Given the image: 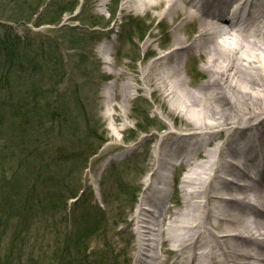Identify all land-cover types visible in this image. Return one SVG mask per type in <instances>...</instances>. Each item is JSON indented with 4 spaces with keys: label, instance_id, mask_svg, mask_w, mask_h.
Here are the masks:
<instances>
[{
    "label": "bare ground",
    "instance_id": "6f19581e",
    "mask_svg": "<svg viewBox=\"0 0 264 264\" xmlns=\"http://www.w3.org/2000/svg\"><path fill=\"white\" fill-rule=\"evenodd\" d=\"M132 7L170 20L172 45L158 52L144 41L153 58L123 74L122 102L128 106L130 91L140 89L185 123L162 137L165 146L145 177L134 211L140 251L133 264L155 262L158 243L175 257L160 264H264V0H121V11ZM114 48L112 37L96 54L110 64ZM188 58L202 63L198 85L182 76ZM182 166L173 213L160 170Z\"/></svg>",
    "mask_w": 264,
    "mask_h": 264
},
{
    "label": "rangeland",
    "instance_id": "374dc122",
    "mask_svg": "<svg viewBox=\"0 0 264 264\" xmlns=\"http://www.w3.org/2000/svg\"><path fill=\"white\" fill-rule=\"evenodd\" d=\"M110 1L80 0L79 7H75L72 13H66L59 24L33 27L34 20L26 23L29 12L38 10L37 15H45L44 21L54 20L53 16H57L58 10L68 9L72 6L73 0H0L1 30H12L14 34L19 32L21 35L19 37L24 40L23 48L29 46L30 54L43 51L44 55L48 56L56 50L55 57L61 69L63 62L64 72L58 74L56 70L55 74L63 77V83L58 89L64 94L56 98L60 103L70 106L69 113L62 112L57 118L52 119L50 124L55 128L51 142L55 140L65 150L59 152L60 150L51 148V153H58L59 157L62 153L72 154L70 147L76 149L81 145L80 148L84 150L85 148L95 150L98 146L96 155L88 160L86 168L72 173L74 179H79L83 185L84 194L79 203L68 202L66 228L74 231V238L68 240L70 249L67 252L66 264H101V262L104 264H133L134 256L140 251L134 225V211L138 199L143 194L145 177L150 175L155 165V153H160L165 146L164 142L161 143L162 137L170 131H177L180 127L176 126L177 124L181 126L185 124L179 117L174 118L172 114L167 113L166 108L158 105L154 96L144 94L140 89L130 91L129 105L123 104L120 95L122 85L126 81L123 74L127 72L133 75L135 69L142 67L143 61L153 58V55L145 51L144 41H154L155 46L152 49L165 52L172 45L173 33L170 31V20L167 18L160 20L154 17L157 10L146 13L132 7L128 11H121V0L115 10L116 14L110 18L108 14V10L112 8ZM69 25L74 26L77 32L68 33L66 27ZM196 25L193 23L189 27L195 28ZM91 26L95 27L90 28ZM81 33L85 38L83 42L80 44L70 42L80 37ZM187 33L183 31L181 36L187 37ZM194 35L189 34V38ZM112 37L115 39V48L110 56L111 62L107 64L103 57L97 56L96 50L103 41L112 39ZM142 37L143 39L138 41ZM56 58L55 61L49 60L39 64L33 79H29L36 84L35 88L39 93L44 94H40V98L37 99L39 102L48 103L47 94L50 88L55 89L58 79H41L40 76L47 74L49 67L57 64ZM3 65L0 61V75L4 73ZM201 65V62L188 58L181 71L183 78L198 85L203 80L200 78V75H203ZM119 71L121 75L115 76ZM9 78L13 85H18L19 81L14 72L9 74ZM41 86H43L42 89ZM104 92L105 97H103ZM126 109L128 113L124 118ZM135 110H138L137 114L147 112L155 126L148 127L147 133H139L134 141H128V137L133 132H137V125L147 127L145 122H137L133 118L137 115L134 113ZM78 114L82 115V119L77 117ZM139 117L142 116L139 115ZM74 118L75 121H79L78 124L74 123ZM174 120H176L175 124ZM45 121L48 122L47 119ZM159 125L165 129L160 130ZM55 131L61 133L62 136H54ZM100 143H104L102 147ZM6 144L18 147L20 143L17 140H10ZM49 144L51 146V143ZM16 155L20 159L25 157L22 153H16ZM108 157L114 160L107 168L99 172ZM59 161L60 158L54 160V163ZM185 170L184 166L177 167L170 172L160 170L166 175L167 187L165 188H168L170 192L167 207L173 213L179 208L180 203L177 204L180 198L178 183ZM154 181L155 177H152L150 182L155 183ZM121 185H124V189L116 198ZM137 185H140L138 192L136 191ZM104 188L107 195L106 202H108L106 205L102 204L101 192ZM173 189L176 191L172 195ZM22 199L27 198L23 195ZM158 202L159 200L151 209L156 210L159 207ZM92 211H96L97 221L94 225H98L100 231L76 232L81 221L80 215L86 216ZM166 218L168 219V215ZM18 225L19 220L16 217L12 218L0 213V264H34V258L41 264H57L51 256L45 258L46 251L43 250L53 246L62 248L63 231L65 230L62 223H58L59 229L56 231L48 225L37 223L31 229V234L26 235V242L22 248L19 242L15 243L16 236L20 233ZM76 240L83 243L85 250L77 251L74 248L73 244ZM12 244H15L12 246L15 251L9 254L8 249ZM158 246L156 250L158 258L155 262L150 258L152 264H160V261L165 258L169 259V262L175 261L174 256L164 253V245L158 243Z\"/></svg>",
    "mask_w": 264,
    "mask_h": 264
},
{
    "label": "trees",
    "instance_id": "16d2710c",
    "mask_svg": "<svg viewBox=\"0 0 264 264\" xmlns=\"http://www.w3.org/2000/svg\"><path fill=\"white\" fill-rule=\"evenodd\" d=\"M113 1L116 5L117 1ZM72 3L68 9L58 10L57 16H53L55 17L54 20L44 21V14L37 15L38 10L37 12L31 11L28 13L29 18L26 23L34 19L33 27L43 24L56 25L65 13L73 12V9L77 7V0H73ZM93 27L95 26L90 28ZM66 29L71 34L77 32L74 26L66 27ZM70 36L75 37L74 35ZM84 40V34L81 33L80 37L73 39V41L70 40V42L80 44ZM23 41L15 36L12 30H1L0 28V61L4 64V73L0 75V213H4L8 217H16L19 220L18 231L20 233L16 236L15 243L19 242L21 248L25 245L26 235L31 234V229L37 223L44 226L48 225L55 231L59 229L58 223H62L65 228L62 248L53 246L47 247L43 251H46L45 258L51 256L57 261V264H66L67 252L70 249L68 240L74 238V231L66 228L68 202L77 199L74 202L77 204L84 194L83 185L79 179H74L72 173L78 169L84 170L86 168L88 160L96 155L98 146L95 150L89 148L84 150V148H80L81 145L76 149L70 147L72 154L62 153V156L59 157L57 156L58 153H51V148L60 150L59 152L65 150L55 140L51 142L52 132L55 128L50 124L52 119L57 118L62 112H68L70 108L68 104L60 103L56 98L64 94L58 89L63 83V77L55 74L56 70L58 74L64 72L63 62L61 69L58 67L60 63L58 64L55 57L56 50L49 55L47 54L48 56H45L43 51L30 54L28 52L29 46L23 48L25 46ZM55 58L57 64L49 67L47 74L40 76L41 79H58L55 83V89L50 88L47 94L49 102L42 103L37 99L40 98V94H44L39 93L38 89L35 88L36 84L30 80L33 79L39 64L49 60L55 61ZM11 72H14L17 81H19L17 86L10 81L9 74ZM40 88L42 89L43 86ZM134 113L137 114L138 110H135ZM77 117L82 119L80 114ZM133 118L137 122H145L147 127L137 125V132H133L128 137V141H133L139 133H147L148 127L155 126L154 121L148 117V113L145 111L134 115ZM75 120L74 118V123L78 124L79 121ZM55 132L54 136H62L61 133ZM10 140H17L20 143L19 146L7 145L6 142ZM16 153L25 155L24 159H20ZM59 158L60 161L54 163V160ZM7 168H9L8 171ZM123 189L124 185H121L120 190L116 193V198L119 197V193ZM138 190L136 189L137 192ZM80 192L82 193L79 195ZM23 195L27 198L26 200L22 199ZM101 195L103 196V204L106 205L108 202H106L105 188ZM95 214L96 211H92L86 216L80 215L81 221L76 232L84 231L85 233L90 230L93 233L100 231V227L94 225L97 221ZM78 240L73 244L74 248L77 251L85 250L83 243ZM13 245L15 244H12L11 248L8 249L9 254L15 251L12 248ZM33 261L34 264H41L39 260L36 262L35 258ZM101 264L104 263L101 262Z\"/></svg>",
    "mask_w": 264,
    "mask_h": 264
}]
</instances>
